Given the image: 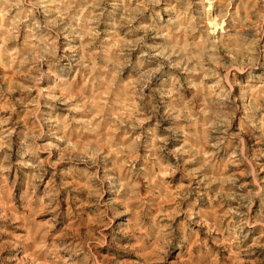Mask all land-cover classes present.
<instances>
[{"label":"rangeland","instance_id":"rangeland-1","mask_svg":"<svg viewBox=\"0 0 264 264\" xmlns=\"http://www.w3.org/2000/svg\"><path fill=\"white\" fill-rule=\"evenodd\" d=\"M0 264H264V0H0Z\"/></svg>","mask_w":264,"mask_h":264}]
</instances>
